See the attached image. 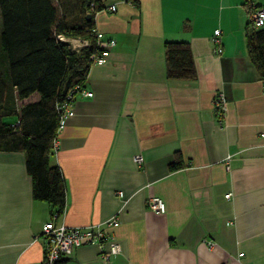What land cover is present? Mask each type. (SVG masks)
<instances>
[{
	"label": "crops",
	"instance_id": "obj_1",
	"mask_svg": "<svg viewBox=\"0 0 264 264\" xmlns=\"http://www.w3.org/2000/svg\"><path fill=\"white\" fill-rule=\"evenodd\" d=\"M102 4L116 11L97 13L95 28L115 46L90 67L92 96L76 94L57 135L50 163L65 207L55 223L106 232L117 216L109 232L121 252L108 264H264V80L246 46L248 12L264 0ZM165 42L189 44L195 79L166 76ZM149 197L165 212L151 213ZM54 214L33 198L23 152L0 151V264H42V226ZM58 264L105 263L84 244Z\"/></svg>",
	"mask_w": 264,
	"mask_h": 264
},
{
	"label": "trees",
	"instance_id": "obj_2",
	"mask_svg": "<svg viewBox=\"0 0 264 264\" xmlns=\"http://www.w3.org/2000/svg\"><path fill=\"white\" fill-rule=\"evenodd\" d=\"M102 3L0 0V151L23 152L33 198L48 203L51 213L59 216L65 207V189L58 167L50 163L59 126L57 106L68 102L75 86L84 85L89 57L99 52L94 17L104 8ZM247 28L248 57L264 80V26L252 28L247 23ZM60 36L84 39L89 45L72 52ZM164 57L168 78H196L187 42H165ZM34 93L37 102L18 105ZM176 166L177 160L170 165Z\"/></svg>",
	"mask_w": 264,
	"mask_h": 264
},
{
	"label": "built area",
	"instance_id": "obj_3",
	"mask_svg": "<svg viewBox=\"0 0 264 264\" xmlns=\"http://www.w3.org/2000/svg\"><path fill=\"white\" fill-rule=\"evenodd\" d=\"M250 1L251 0H246V2ZM103 11L113 13L116 11V7L110 5L107 8L104 7L100 12ZM248 24L252 28H261L264 26V7L255 6L249 10ZM94 34L96 36V44L99 52L92 54L89 60L91 66H103L108 61L110 53L115 46V42L112 39L105 38L96 29ZM219 36L220 31H214L212 42L214 46L213 52L216 55H220L222 52ZM59 40L66 43L72 52H78L83 47L89 45L87 40L80 38H65L60 36ZM78 93L85 97L92 96V93L84 90L83 86H75L71 90L67 96L68 102L57 106V111L60 113L58 133L64 127L66 119L72 115L73 101ZM213 104L214 107H217L219 110L223 109L224 104L220 97H216ZM56 139L53 144L54 150H56ZM133 162L140 168L143 165V158L140 155H136L133 158ZM118 196L122 197V193L119 192ZM226 198H229V195H226ZM146 206L147 209L154 214H162L165 212L164 201L159 197H149L146 201ZM58 217L60 216L54 214V216L42 226L41 236L44 239L42 264H58L64 259L69 258L74 249L84 244L95 245L97 247L99 259L105 264H108L113 256L120 254L121 246L114 235L109 232V230L119 224L117 216L105 223L106 232L102 231L99 225L85 228H67L61 224L58 225L55 223V219ZM208 245L212 247V244ZM241 256L242 254H239L238 258Z\"/></svg>",
	"mask_w": 264,
	"mask_h": 264
},
{
	"label": "water",
	"instance_id": "obj_4",
	"mask_svg": "<svg viewBox=\"0 0 264 264\" xmlns=\"http://www.w3.org/2000/svg\"><path fill=\"white\" fill-rule=\"evenodd\" d=\"M89 18H90V17H89V15H88V16L86 17V19L89 20Z\"/></svg>",
	"mask_w": 264,
	"mask_h": 264
}]
</instances>
